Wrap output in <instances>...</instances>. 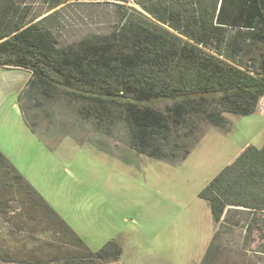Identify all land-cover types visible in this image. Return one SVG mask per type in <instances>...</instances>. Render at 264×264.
Masks as SVG:
<instances>
[{
    "label": "trees",
    "instance_id": "obj_1",
    "mask_svg": "<svg viewBox=\"0 0 264 264\" xmlns=\"http://www.w3.org/2000/svg\"><path fill=\"white\" fill-rule=\"evenodd\" d=\"M86 19L103 27L84 31ZM0 69L30 72L19 102L33 133L28 110L64 99L95 133H123L129 152L183 161L203 125L224 129L226 115L257 113L264 0H0ZM94 143L110 156L120 151ZM0 168V193H15L28 223L53 235L47 259H17L0 246L1 263L119 264L116 239L92 251L1 152ZM199 197L216 225L245 230L249 250L264 256V146H247ZM0 205L4 214L8 201ZM219 235L201 264H216Z\"/></svg>",
    "mask_w": 264,
    "mask_h": 264
},
{
    "label": "rangeland",
    "instance_id": "obj_2",
    "mask_svg": "<svg viewBox=\"0 0 264 264\" xmlns=\"http://www.w3.org/2000/svg\"><path fill=\"white\" fill-rule=\"evenodd\" d=\"M86 22L84 31L103 27ZM30 77L25 70L0 69V152L92 251L116 239L124 249L119 264H201L219 231L213 263L264 264V256L249 250L245 230L216 225L199 197L247 146H264L263 110L226 115L224 129L205 124L185 160L161 161L126 150L121 132L112 138L95 133L64 99L28 110L40 135L33 133L19 102ZM94 141L128 158H119L120 151L110 156ZM3 173L0 168V184ZM14 195L0 193V203L8 201L0 212V246L17 259H47L53 235L39 221L28 223Z\"/></svg>",
    "mask_w": 264,
    "mask_h": 264
},
{
    "label": "built area",
    "instance_id": "obj_3",
    "mask_svg": "<svg viewBox=\"0 0 264 264\" xmlns=\"http://www.w3.org/2000/svg\"><path fill=\"white\" fill-rule=\"evenodd\" d=\"M259 108H260V110H263L264 111V98L260 102Z\"/></svg>",
    "mask_w": 264,
    "mask_h": 264
}]
</instances>
